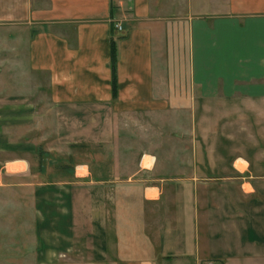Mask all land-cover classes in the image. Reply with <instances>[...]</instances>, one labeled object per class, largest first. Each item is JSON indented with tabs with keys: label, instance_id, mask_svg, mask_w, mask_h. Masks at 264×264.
Returning <instances> with one entry per match:
<instances>
[{
	"label": "crops",
	"instance_id": "obj_1",
	"mask_svg": "<svg viewBox=\"0 0 264 264\" xmlns=\"http://www.w3.org/2000/svg\"><path fill=\"white\" fill-rule=\"evenodd\" d=\"M243 103L264 0H0V192L41 263L264 264V166L222 154Z\"/></svg>",
	"mask_w": 264,
	"mask_h": 264
},
{
	"label": "rangeland",
	"instance_id": "obj_2",
	"mask_svg": "<svg viewBox=\"0 0 264 264\" xmlns=\"http://www.w3.org/2000/svg\"><path fill=\"white\" fill-rule=\"evenodd\" d=\"M204 109L207 110V105H204ZM233 123L237 124V127H233L229 132L239 137L238 121L235 120ZM193 139L195 137L190 133L186 134L183 143L192 144ZM169 143H174L172 138ZM241 152L255 165L264 166V104L243 103V145L230 142L229 150L222 154L228 162ZM185 154L189 158L192 156V153ZM241 164L243 165V161ZM17 197L20 198V202L17 201ZM28 203L25 192L10 189L0 192V264H89L81 262L79 258H65L57 263L39 262L33 248ZM241 211L243 212L242 209Z\"/></svg>",
	"mask_w": 264,
	"mask_h": 264
},
{
	"label": "trees",
	"instance_id": "obj_3",
	"mask_svg": "<svg viewBox=\"0 0 264 264\" xmlns=\"http://www.w3.org/2000/svg\"><path fill=\"white\" fill-rule=\"evenodd\" d=\"M116 46L115 43L112 42L111 46V71H112V86H113V91L115 90L116 86Z\"/></svg>",
	"mask_w": 264,
	"mask_h": 264
},
{
	"label": "built area",
	"instance_id": "obj_4",
	"mask_svg": "<svg viewBox=\"0 0 264 264\" xmlns=\"http://www.w3.org/2000/svg\"><path fill=\"white\" fill-rule=\"evenodd\" d=\"M118 28H120V26H118ZM206 264H213L212 261H207Z\"/></svg>",
	"mask_w": 264,
	"mask_h": 264
}]
</instances>
